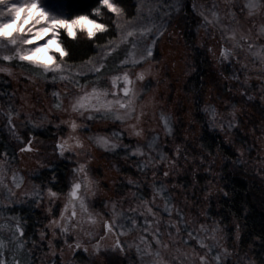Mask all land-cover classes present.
<instances>
[{
    "label": "snow or ice",
    "instance_id": "snow-or-ice-1",
    "mask_svg": "<svg viewBox=\"0 0 264 264\" xmlns=\"http://www.w3.org/2000/svg\"><path fill=\"white\" fill-rule=\"evenodd\" d=\"M72 4L57 0L53 10L45 0H0V79L9 85L15 79L21 86L43 81L49 101L45 108L41 97L33 95L41 107L33 103L31 111H25L29 97L20 96L22 103L16 106L19 88L0 91V99L6 98L0 116L15 141L0 145V264H65V252L74 259L80 251L88 253L89 245L93 255L131 254L136 264H253L229 243L222 221L206 210L198 212L196 200L190 207L186 196L185 202L179 201L173 195L178 185L166 183L189 169L194 177L200 169L215 177L213 152L205 155L208 146L201 143L197 154L187 136L176 143L171 115L155 93L148 95L153 82L159 83L160 43L173 13L183 10V0H136L134 11H129L127 0H93L81 9ZM191 10L205 31L200 47L217 64L230 66V75L220 74L226 82L223 94L217 90L203 108L199 96L194 104L207 115L208 126L234 148L237 158L231 163L251 162L258 175L264 174V123L253 122L252 144L241 138L236 146L245 106L264 102V0H191ZM82 37L92 54L77 61L69 44ZM103 37L108 39L101 44ZM157 109L163 139L156 128L146 127ZM37 129L50 133L49 144L38 139ZM48 148L57 160L71 162L64 188H55L60 181L54 163H41ZM28 154L38 157L39 167L53 175L23 191L25 177L13 165ZM97 154L132 160L129 167L137 178L104 176L95 164ZM109 167L122 171L115 164ZM102 189L111 195H102ZM209 196L206 192L204 198ZM45 197L48 222L37 229L38 235H28L22 216L4 215L11 205L29 200L41 206ZM235 227L233 239L239 242L240 225ZM109 239L112 243L105 247Z\"/></svg>",
    "mask_w": 264,
    "mask_h": 264
},
{
    "label": "trees",
    "instance_id": "trees-1",
    "mask_svg": "<svg viewBox=\"0 0 264 264\" xmlns=\"http://www.w3.org/2000/svg\"><path fill=\"white\" fill-rule=\"evenodd\" d=\"M92 2L93 0H73L72 7L74 9H81L90 5ZM135 2L136 0H127L129 11H134ZM179 15V31L190 51L192 66L194 68L193 74L187 79L184 85V91L191 97L192 121L195 124L194 130H196L195 141H197L198 146L201 143L208 146L206 150H203L205 151V155L207 151L213 152L216 156L215 167L213 169L218 170L219 173L216 197L208 204L207 213L210 217L222 221V226L227 229L229 228L230 232H235V226L239 224V246L243 249H249L250 254L257 264H264V183L246 165H233L231 163V161L237 158L234 148L224 143L222 133L208 126L207 115L198 110L194 104L195 98L199 96L201 100L199 108H203V102L205 101L208 89H211L213 94L217 93V90L223 94L226 82L220 75L223 71L218 67V70L214 67V63L207 55V50L196 44L195 33L199 25V18L191 10V0H183V10ZM106 39L108 37L101 38L99 43L103 44ZM69 47L73 50L77 61L79 58L92 54L90 45L83 37L75 43H70ZM226 68L228 70L223 72L224 75H230V66ZM0 83V91H3L5 84L3 81H0ZM6 88L9 92L8 85ZM5 101L6 98L0 99V107L5 105ZM262 110H264V104L259 100L245 106L246 115L244 116L250 115V119L252 120H250L248 126L251 127L253 122L255 125L264 123ZM4 124V118L0 116V145L4 143L14 145L15 141L10 137ZM35 134L38 138L42 139H49L50 137V133L42 129L35 130ZM236 136V145L239 146L240 139H245V137L241 131L236 133ZM218 145L219 151H217ZM200 150L202 151V149ZM109 157L115 160L120 159L118 157ZM224 157H228L229 159L225 160ZM52 162L56 167L55 175L60 181L55 185V188H64L63 181L68 174L70 165L67 161H60L56 158ZM126 173L132 176L135 175L134 171L130 169L126 170ZM52 175L53 173L49 168H44L38 175L34 176V180L41 184L42 181L46 182L49 180ZM220 189H223L228 195L224 196ZM144 191L148 190L145 189ZM6 212L10 215L22 216L27 221L25 227L28 235H38L37 229L41 228L45 221L40 209L36 208L35 203L32 201L10 207ZM128 257L118 256L113 264H127ZM87 259V253L80 251L74 259L72 256L67 257L66 262L68 264L69 261H72V264H87Z\"/></svg>",
    "mask_w": 264,
    "mask_h": 264
},
{
    "label": "rangeland",
    "instance_id": "rangeland-1",
    "mask_svg": "<svg viewBox=\"0 0 264 264\" xmlns=\"http://www.w3.org/2000/svg\"><path fill=\"white\" fill-rule=\"evenodd\" d=\"M155 2V0H153ZM196 3H208L210 0H197ZM45 3L49 5L53 10L56 9L57 0H45ZM179 13H173L170 25L168 27V33L165 35V38L161 41L159 46V55H157L156 59L159 61V64L157 66V72L158 76L157 79L159 83L153 82L151 88L152 92H150L148 95L149 97L155 93L158 97V103L160 104L161 108L166 114H170L172 117V120L174 122V131L176 135V143H180L185 136L189 138V145L190 147H194L197 149V154L201 151L200 147L198 146L197 141H195L196 136V130H194L195 124L193 123V116H192V102L191 97L188 93L184 91V85L187 82V79L193 74V66L191 61V54L190 51L187 48V45L185 44V41L183 40V37L181 35V32L179 31ZM199 27V25H198ZM198 28H196L195 38H196V44L200 47V44L205 41V31L203 27H199V31H197ZM170 34V35H169ZM210 46H214V41L208 42ZM206 49V48H205ZM207 50V49H206ZM210 60L214 63V67L218 70L220 68L223 72H225L227 65L221 66L217 64L214 60V58L207 53ZM218 67V68H217ZM17 73L21 71V69L15 70ZM2 76V74H0ZM0 81H3L0 79ZM1 84V83H0ZM5 84V83H4ZM9 86V92H12L13 90L19 88V91H17V107H20V103L22 101L19 100L20 96H27L29 99L27 100V103H25L24 110L25 111H31V105L35 103L31 97L33 95H39L42 99L43 106L46 108L48 106V97L45 93V85L43 81L40 82L39 85H18L16 80L13 79L11 84H5L3 89H7L6 86ZM27 87L29 89L28 92L24 91V88ZM39 87L40 91L38 93H35L34 88ZM50 91V90H49ZM217 93L213 94V91L211 89H208V92L205 97V101L209 100L211 97L216 96ZM171 97V99H169ZM148 97H146V100ZM218 104V111L223 113L225 111L224 108L219 107V102H216ZM264 104V102H263ZM2 105V104H1ZM36 109H39L41 107V103H35ZM159 109H157V116L156 118L152 119L146 127L149 128H156L157 131L160 132L161 138H164V134L162 129L159 127L160 121H159ZM23 118H21L22 120ZM244 124L241 126L240 131L243 133L245 139H247L249 144H252L254 142V138L251 134V130L253 128V123L251 124V127L248 126L250 123V115L243 117ZM252 121V120H251ZM18 129L21 132H24L25 129L20 127L21 121H17ZM51 128V126H49ZM40 130V129H37ZM40 141H42L45 145L50 143V139H42L38 138ZM127 142V141H126ZM237 146V145H236ZM240 146V145H239ZM237 146V147H239ZM51 149L48 148L46 153H42L40 159L41 163L47 164L49 161H53L55 159L54 156L51 154ZM253 157H255L256 153H252ZM38 157H35L31 154L24 155L21 157L20 162L18 164H14L13 167L18 168L20 170V174L25 177V186L23 191H30L32 184H40L37 181L34 180V176L38 175L39 172H41L44 168H40L37 164ZM244 159H248L247 155L244 157ZM67 161V160H65ZM70 165L71 162L67 161ZM115 164L117 167H120L122 169L121 172H117L115 168H110L109 164ZM95 164H98L101 166V172L104 176L110 177L112 179H117L123 177L127 178L128 176H131L133 179H136L137 176L135 174L134 167H129V165L133 164L132 160H129L125 162L122 159H110V157H101L99 154H97V160L95 161ZM94 164V166H95ZM249 167L252 171L256 173L254 168L251 166V162L246 165ZM46 168V167H45ZM34 169H38L37 172H33ZM133 170L134 176L130 175L129 173H126V170ZM192 169H189L187 171H180L179 173L173 175L171 181H166L169 185L176 184L178 185V188L175 192H173V195L177 197L179 201L182 203L185 202V196L187 197L186 203L191 206L193 200H196L198 202V212H204L208 209V204L211 200H213L216 197V192L218 190L217 182H218V170L213 169V173H215V177L209 176L203 169H200L197 171L196 176L194 177L192 174ZM256 175L259 177V179L264 183V174ZM150 176V173H149ZM140 179H143L141 176ZM208 181H211V186H208ZM109 184L111 185V179L109 180ZM127 189H125L126 191ZM145 190V189H144ZM210 192V196L208 199H205V193ZM102 195H111V193H107L106 190L102 189L101 192ZM18 199H25L23 196H18ZM31 201V200H29ZM28 201V202H29ZM157 203H161L160 201H157ZM24 204V203H21ZM19 204L11 205L10 207H14ZM36 208H39L43 218L45 221L43 222V225H46L48 220L46 219L47 212L46 209L48 207L47 205V197H45V202L41 206H37L35 204ZM9 207V208H10ZM97 209L99 210V204H97ZM7 209L4 212V215H10L6 212ZM189 215H195V213H189ZM166 218V214H164ZM203 219V217H202ZM222 226V225H221ZM224 227V226H222ZM225 231L228 233L229 236V243L230 244H236L238 249L241 251V254H246L248 259L253 262V264H257L256 261H254L252 255L250 254L249 249H243L239 246V242H236L233 238L236 234L235 232H230L229 228L227 229L224 227ZM129 240L132 239V237H128ZM112 240H106L104 242L105 247L111 245ZM39 255V254H38ZM88 259L87 264H113L115 259L120 256L116 253H113L111 251L106 252L103 255H93L91 251V245H89V252L87 253ZM72 253L65 252L64 254V262L65 264H68L66 262L67 257H71ZM235 259V257H233ZM72 262V261H71ZM127 264H136V261L133 259L132 255L130 254L126 261ZM74 264V263H73Z\"/></svg>",
    "mask_w": 264,
    "mask_h": 264
}]
</instances>
